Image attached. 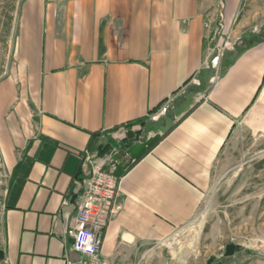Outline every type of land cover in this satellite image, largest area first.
<instances>
[{"label":"crops","instance_id":"obj_1","mask_svg":"<svg viewBox=\"0 0 264 264\" xmlns=\"http://www.w3.org/2000/svg\"><path fill=\"white\" fill-rule=\"evenodd\" d=\"M248 2H18L0 61V264L79 258L66 232L83 157L113 147L102 258L141 264L194 217L241 122L256 130L264 112V20L240 18Z\"/></svg>","mask_w":264,"mask_h":264},{"label":"rangeland","instance_id":"obj_2","mask_svg":"<svg viewBox=\"0 0 264 264\" xmlns=\"http://www.w3.org/2000/svg\"><path fill=\"white\" fill-rule=\"evenodd\" d=\"M19 1L0 0V61L9 60L14 45ZM248 1L240 18L264 20V0ZM225 47L228 43L217 49L210 65ZM259 112L257 129L243 128L241 122L229 155L214 165L211 188L194 217L141 264H208L210 259L213 264H264V112ZM229 244L240 249L226 256Z\"/></svg>","mask_w":264,"mask_h":264},{"label":"built area","instance_id":"obj_3","mask_svg":"<svg viewBox=\"0 0 264 264\" xmlns=\"http://www.w3.org/2000/svg\"><path fill=\"white\" fill-rule=\"evenodd\" d=\"M168 105L165 103L159 113L153 115L157 119L165 113ZM126 135L127 131L121 129ZM118 148H113L104 155L83 157L79 180L82 189L79 198L77 215L67 230L68 237L73 239V249L79 258H67L64 264H120L107 262L101 255V234L106 221L117 210V195L119 176L116 174Z\"/></svg>","mask_w":264,"mask_h":264},{"label":"trees","instance_id":"obj_4","mask_svg":"<svg viewBox=\"0 0 264 264\" xmlns=\"http://www.w3.org/2000/svg\"><path fill=\"white\" fill-rule=\"evenodd\" d=\"M130 123H127L126 126H129ZM240 249V247L238 246H235L233 244H229L226 248V256H230V255H233L234 253L238 252V250ZM1 256V254H0ZM208 264H213V259H210ZM217 264H223V262L221 261V263H218L217 261Z\"/></svg>","mask_w":264,"mask_h":264},{"label":"water","instance_id":"obj_5","mask_svg":"<svg viewBox=\"0 0 264 264\" xmlns=\"http://www.w3.org/2000/svg\"><path fill=\"white\" fill-rule=\"evenodd\" d=\"M133 136H134V132L133 131L128 132V138L129 139H132Z\"/></svg>","mask_w":264,"mask_h":264}]
</instances>
